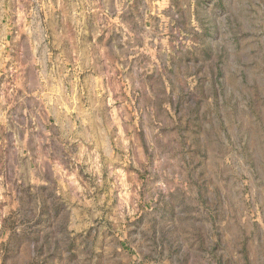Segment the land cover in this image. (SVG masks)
<instances>
[{"label": "rangeland", "instance_id": "1", "mask_svg": "<svg viewBox=\"0 0 264 264\" xmlns=\"http://www.w3.org/2000/svg\"><path fill=\"white\" fill-rule=\"evenodd\" d=\"M131 1L91 5L93 32L122 10L121 54L91 56L119 85L56 118L6 93L11 65L55 62L35 51L53 45L55 0H0V218L21 209L40 264H264V0ZM145 164L168 189L147 210ZM67 210L90 230L55 244Z\"/></svg>", "mask_w": 264, "mask_h": 264}, {"label": "crops", "instance_id": "2", "mask_svg": "<svg viewBox=\"0 0 264 264\" xmlns=\"http://www.w3.org/2000/svg\"><path fill=\"white\" fill-rule=\"evenodd\" d=\"M92 1L93 0H55V31L53 45L45 46L44 37L37 40L35 51L46 52L53 51L55 62L42 63H17L11 65V71L15 69L16 74L11 81V88L8 93L11 96H19L20 100L24 98H37L43 103H51L55 106L56 118H73L70 114L75 104H89L92 102L105 101L112 94L109 87L117 88L118 81L110 86L104 78L107 74L100 70L99 64H92L91 56L94 54L108 55L111 53L121 54L124 38L120 33V26L123 23L122 10L114 14H102L96 22L104 23L103 26H97L96 31L92 29ZM116 6L123 7V0H115ZM118 4V5H117ZM132 7L137 3L131 1ZM107 6V4H106ZM63 9V14L60 8ZM57 8V9H56ZM62 23V25H60ZM57 24V26H56ZM108 24H115L113 27L115 33L110 34L111 30ZM113 39V42L111 41ZM110 41V44L108 42ZM111 43L113 46H111ZM44 44V45H43ZM113 49V50H112ZM54 56V55H53ZM83 60V61H80ZM106 67H111L106 64ZM121 65H114L113 71L117 74ZM117 77V76H116ZM35 81V85L32 83ZM78 112H88L82 108ZM27 115V109L24 110ZM90 117L82 115L80 117ZM79 117V116H78ZM69 221L66 224L60 222L55 225V244H60L63 239L62 230H65L68 242L74 241L77 231L80 237L86 238V232L90 227L86 224L77 226L75 212L67 210ZM82 232V233H81ZM14 236L19 239L17 247L28 244L27 228L24 227L23 233H15Z\"/></svg>", "mask_w": 264, "mask_h": 264}, {"label": "clouds", "instance_id": "3", "mask_svg": "<svg viewBox=\"0 0 264 264\" xmlns=\"http://www.w3.org/2000/svg\"><path fill=\"white\" fill-rule=\"evenodd\" d=\"M174 162L180 165V163L182 162L180 156H177ZM143 167L145 168L146 174L142 175L135 191L140 192L142 195L145 184H148L150 191L147 195H142V200L140 199V197H136L134 204L139 203L145 208V210H147V205H154L157 201L156 198L159 197L160 193H166L168 189H162L158 184L153 183L155 177L154 174L156 173L155 169L148 167L147 164L143 165ZM133 183L137 184V181L133 179ZM140 186H142V189ZM10 207L11 209L15 210L17 205L13 203L10 205ZM8 214V210H5V216H7ZM21 219V209L20 212L12 211L11 219L9 220L0 218V264H40V261L42 260V257H39V260L37 258L36 249L38 245L35 243L30 245L26 243L25 245H22L18 252L14 253L9 259H7V261L5 260V256L7 255V253L4 246L7 244L9 237L13 232L19 234L23 233L24 231V225L21 224ZM13 221L15 222V224H13ZM5 222H7V224Z\"/></svg>", "mask_w": 264, "mask_h": 264}]
</instances>
